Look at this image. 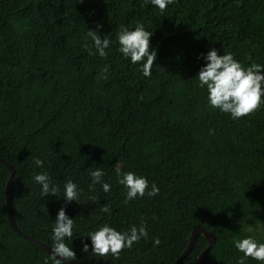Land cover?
Wrapping results in <instances>:
<instances>
[{"label": "trees", "instance_id": "trees-1", "mask_svg": "<svg viewBox=\"0 0 264 264\" xmlns=\"http://www.w3.org/2000/svg\"><path fill=\"white\" fill-rule=\"evenodd\" d=\"M138 22L157 51L147 78L117 50L120 26ZM89 30L112 42L105 57L90 54ZM213 47L245 67L264 65V0H174L163 12L146 0H0V156L15 169L0 161V264H52L10 223L12 175L17 227L52 246L64 205L78 264H173L197 226L216 239L201 264H264L233 244L249 235L264 242V105L239 119L208 105L195 76L198 55ZM97 167L108 193L91 185ZM117 168L147 177L144 197L125 202ZM41 171L56 196H41L33 180ZM68 179L80 196L65 205ZM153 182L159 193L149 197ZM104 224H144L148 237L115 257L83 253ZM209 244L199 233L179 264H195Z\"/></svg>", "mask_w": 264, "mask_h": 264}, {"label": "clouds", "instance_id": "clouds-1", "mask_svg": "<svg viewBox=\"0 0 264 264\" xmlns=\"http://www.w3.org/2000/svg\"><path fill=\"white\" fill-rule=\"evenodd\" d=\"M147 3L163 12L174 0H146ZM97 27H101L97 25ZM88 35L93 41L94 52L90 54L105 57L106 50L112 43L108 36L103 39L95 30H89ZM153 32L146 30L143 23H136L133 28L121 25L116 36L118 51L123 58L130 64H139L143 77L152 75V68L157 58V51L150 45V38ZM220 50L211 48L206 53H200L197 59L203 61L195 79L198 80V86L207 92L208 105L218 109L222 113H227L232 119L244 117L261 105H264V65L253 63L247 67L243 66L232 53L219 54ZM108 67L101 69L100 78H104L108 72ZM37 167L43 168L44 161L40 158H34ZM117 182L126 189L125 202L139 197H144L146 189L149 188L147 177L138 175L133 171H121L116 169ZM91 185L99 184L103 192L111 191L112 185L105 182L102 178L105 172L100 167L89 173ZM33 180L40 186L41 196H56L60 191L56 184L52 183L51 177L47 171H41L33 176ZM159 193V188L153 182L151 189L147 191L149 197ZM80 196V189L77 183L68 179L63 185V200L66 204L77 201ZM95 201V197L92 198ZM104 213H110L107 203L100 209ZM54 227L51 231V239L54 242L49 251V257L52 264H68L69 261H76V253L72 246V237L74 230V218L66 213V208L62 205L53 221ZM89 243L82 241L81 251L88 253L91 247V255L105 257L109 253L112 256H118L126 248H131L135 242L148 237V231L144 224L139 227L130 226L126 231H119L116 228L104 224L98 229L92 231L88 236ZM160 244L159 238L153 239V245ZM234 247L241 253L243 258L264 262V242H259L255 237L249 235L233 241ZM47 264V261L45 262Z\"/></svg>", "mask_w": 264, "mask_h": 264}, {"label": "water", "instance_id": "water-1", "mask_svg": "<svg viewBox=\"0 0 264 264\" xmlns=\"http://www.w3.org/2000/svg\"><path fill=\"white\" fill-rule=\"evenodd\" d=\"M0 161H2L9 169L12 173L15 172V169L13 167L12 164H10V162L6 161L4 158H2L0 156ZM13 189H14V183H13V175L12 177L9 179L8 183H7V187H6V192H7V199H8V207H9V220H10V223L11 225L14 227L15 230H17L20 234H22L24 237H26L27 239H29L30 241L34 242L35 244L39 245L40 247L44 248L46 251H50V248L51 246L48 244V243H45L37 238H34L32 236H29L28 234L22 232L18 227H17V224L15 222V219H14V215H13V204H12V201H13ZM199 233H204V235L208 238L210 244L209 246L202 252V254L199 256V258L197 259L196 263L195 264H201L205 258H206V255L208 253V251L210 250L211 246L215 243V236L207 231L205 228H203L202 226H197L192 235H191V242H190V246L188 247V249L184 252V254L176 261L174 262L173 264H179L183 259L184 257H186V255L189 253V250L191 248V246L194 244L195 240H196V237ZM68 264H78L74 261H69Z\"/></svg>", "mask_w": 264, "mask_h": 264}]
</instances>
